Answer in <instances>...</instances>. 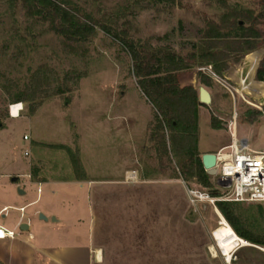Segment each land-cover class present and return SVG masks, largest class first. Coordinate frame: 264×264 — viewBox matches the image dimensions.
Instances as JSON below:
<instances>
[{
    "label": "rangeland",
    "instance_id": "rangeland-1",
    "mask_svg": "<svg viewBox=\"0 0 264 264\" xmlns=\"http://www.w3.org/2000/svg\"><path fill=\"white\" fill-rule=\"evenodd\" d=\"M64 1L77 9L80 19L82 14L89 15L120 37L146 43L160 52L169 50L188 58L214 44L213 51H218L224 62L218 73L213 66L201 64L178 75L179 86H191L196 99L200 86L210 95L208 104L197 100L195 153L200 156L204 149L224 143L227 124L233 121L238 133L249 136L250 132L255 144L264 148V81L254 78L264 56V19L254 26L260 32L256 48L245 55L235 45H229L234 50L229 49L228 41L203 37L208 21L219 22L234 7L264 16L262 0ZM239 20L242 24L238 25H249ZM93 29L84 41L65 40L49 30L46 21L30 16L19 2L11 6L0 0V158L8 156L0 167L11 168L10 158L16 161L20 156L24 166L27 160L32 166L43 162L46 167L60 169L65 177L68 167L73 166L69 154L56 146H67L79 160L74 145L78 132L81 137L86 133L82 153L95 165L97 175L92 177L100 184L93 201L94 245L101 251L97 264H225L211 237L218 217L213 206L202 198L192 203L187 193L196 189L210 197L219 195L222 189L216 178L209 176L207 187L194 177L185 178L181 165L190 163L186 147H176V153L169 151V139L175 131L162 121L160 127L156 124V112L136 84L126 51L98 25ZM247 58L255 61L251 76ZM110 100L118 106L121 102L136 105L141 121L149 114L151 117L143 139L136 144L135 170H130L134 178L127 179L128 172L108 182V176L115 172V161L102 143L105 133L92 125V117L105 122L104 108ZM214 123L219 128H213ZM22 134L27 141L22 140ZM67 136L73 145L64 143ZM92 138L102 147H90ZM24 147L27 158L22 155ZM240 206L255 217L252 231L264 236V202H240ZM79 231L81 241L83 225ZM209 246L214 247L215 255ZM230 264H264V252L258 247L240 248Z\"/></svg>",
    "mask_w": 264,
    "mask_h": 264
},
{
    "label": "crops",
    "instance_id": "crops-1",
    "mask_svg": "<svg viewBox=\"0 0 264 264\" xmlns=\"http://www.w3.org/2000/svg\"><path fill=\"white\" fill-rule=\"evenodd\" d=\"M120 98L124 100L122 96ZM135 107L136 105H129L125 102H121L118 106L110 100V104H106L104 108L107 111L106 117L103 119L105 122L102 123V121H97L95 116L92 117V125L101 127L102 130H98L105 133L106 139H103L104 142L102 143H105L106 149L108 148L113 153L112 156L115 161L112 164L115 172L113 175L108 176V182L116 180L114 178L122 177L128 172L126 178H134L132 175L134 172L130 170H135L136 144L139 138L143 139L146 126H148L151 117L149 114L148 118L141 121L139 119L140 110H135ZM102 111H100V115H102ZM75 127L77 128V126ZM87 127H85V130ZM235 131L237 135L240 134L249 139L250 147L253 150H264V148H259L255 144L250 132L249 136L238 133L236 126ZM29 134V139H32V133L29 132ZM78 134L79 140L74 146L78 150V161L83 175L78 171L75 173L70 166L67 169L68 172H65V177L61 176L60 169L46 167L42 164L43 162L39 166H32L27 160V166H24L20 156L15 159L16 161L10 158L11 168L3 169V167H0V225L16 232L15 236L10 239H0L1 264L99 263L101 251L94 245L96 227L93 201L94 192L97 185L100 184L97 182L99 179L92 177L97 175L94 172L96 170L95 165L89 157L82 153V141L87 143L88 135L85 133L86 135L83 134V137H81L79 132ZM65 139L64 143L73 145L70 142V136ZM228 140L229 136L224 143L215 148L204 149L202 153H214L227 144ZM24 141H27V139ZM89 142H91L90 147L92 148L102 147L94 138ZM140 147L144 149V145ZM24 150H27L26 147H24ZM27 156L28 154L24 157L27 158ZM7 157L0 158V166L6 161ZM104 174L108 175V166ZM13 176L16 177L14 182L10 181ZM17 188L22 193H18ZM32 192L34 194L30 195ZM38 214H42L46 219H39ZM51 217L54 220H50ZM21 223L27 225L26 230L18 229ZM218 223L219 218L217 217L215 228ZM82 225L84 237L80 241L79 230ZM213 230L211 237L214 241V247L223 256L224 263L230 264L232 257L228 260L226 255L217 248ZM214 247H208L212 255H215L211 249ZM243 247H258L264 252V247L254 244L252 246L237 245L232 252L234 253Z\"/></svg>",
    "mask_w": 264,
    "mask_h": 264
},
{
    "label": "trees",
    "instance_id": "trees-1",
    "mask_svg": "<svg viewBox=\"0 0 264 264\" xmlns=\"http://www.w3.org/2000/svg\"><path fill=\"white\" fill-rule=\"evenodd\" d=\"M6 1L11 6L19 2L30 16H37L46 21L49 30L65 40L84 41L93 34V28L97 25L102 31L116 39L130 59L131 73L136 79L138 88L156 112L153 115L156 124L160 127L162 121L169 129L175 131V134L171 133L169 139V151L176 153V147L179 146L182 150L183 147H186L184 152L188 154L190 163L188 165L182 163L181 165L184 168L185 178L194 177L204 187L210 185L209 176L201 166L200 156L195 153L197 129L195 90L189 85L179 86L178 75L188 71L194 65L201 64L213 66L214 72L218 73L224 62L221 59V54L218 51H213L214 44L209 43L205 49L200 48L197 56L192 52L188 58H183L172 51L160 52L158 48H152L146 43L120 37L109 26L99 24L89 15L82 14V19H80L77 15V9L69 6V2L64 0L59 2L54 0ZM261 2L264 4V0ZM239 19L249 25L245 27L238 25ZM261 19H264L261 14L253 16L252 11L248 9L234 7L225 12L220 17L219 22L208 21L203 37L208 41L218 39L228 41L227 47L235 45L234 48H240L245 55L256 48L255 39L260 37V32L254 26ZM234 48L230 47L229 49L234 50ZM246 63L251 76L255 61L247 58ZM254 78L258 81H264V56L260 60ZM242 80L240 79L239 83ZM200 81L205 84L203 80ZM212 127L219 128V125L214 123ZM189 142L191 145L187 147ZM56 147L64 149L69 154L74 170L83 175L76 155L67 146L57 145ZM161 147L166 152L163 137H161ZM215 207L238 237L251 244L264 247V236L253 232L251 228L255 222V217L243 211L240 202L216 201Z\"/></svg>",
    "mask_w": 264,
    "mask_h": 264
},
{
    "label": "built area",
    "instance_id": "built-area-1",
    "mask_svg": "<svg viewBox=\"0 0 264 264\" xmlns=\"http://www.w3.org/2000/svg\"><path fill=\"white\" fill-rule=\"evenodd\" d=\"M227 131V144L214 152V177L222 192L210 197L205 192L188 189L190 201L207 199L213 208L216 201L264 202V150H253L246 136L237 135L234 121L227 124ZM22 139L26 140L27 136L23 135ZM22 153L26 156L28 151ZM0 232L3 233L0 239H10L16 234L14 230L1 225Z\"/></svg>",
    "mask_w": 264,
    "mask_h": 264
},
{
    "label": "bare ground",
    "instance_id": "bare-ground-1",
    "mask_svg": "<svg viewBox=\"0 0 264 264\" xmlns=\"http://www.w3.org/2000/svg\"><path fill=\"white\" fill-rule=\"evenodd\" d=\"M215 212L219 218V223L218 226L213 230V236L215 238L214 240L216 242L217 248L226 255L228 260H230L233 253L232 251L237 247V245L249 246L252 244L238 237L229 224L224 220L219 211L215 209ZM211 249L212 252L215 253L214 248Z\"/></svg>",
    "mask_w": 264,
    "mask_h": 264
},
{
    "label": "water",
    "instance_id": "water-1",
    "mask_svg": "<svg viewBox=\"0 0 264 264\" xmlns=\"http://www.w3.org/2000/svg\"><path fill=\"white\" fill-rule=\"evenodd\" d=\"M238 24H242V22L239 20L237 22ZM197 100L199 103L201 104H208L210 102V95L208 93V91L203 88V87H198L197 90ZM1 126V123H0ZM200 163L201 166L204 170V172L208 175V176H214L215 175V168H214V164H215V155L213 152H205L200 154ZM16 180V177L13 176L10 178V181L14 182ZM16 191L18 193H22V191L17 188ZM216 209V207L214 208V210ZM38 218L39 219H43L45 220L46 218L42 215V214H38ZM50 220H54V218H50ZM27 225L25 223H21L18 226L19 230H26ZM252 246V245H249ZM255 247V246H253Z\"/></svg>",
    "mask_w": 264,
    "mask_h": 264
},
{
    "label": "snow or ice",
    "instance_id": "snow-or-ice-1",
    "mask_svg": "<svg viewBox=\"0 0 264 264\" xmlns=\"http://www.w3.org/2000/svg\"><path fill=\"white\" fill-rule=\"evenodd\" d=\"M0 235H3V233H2V232H0Z\"/></svg>",
    "mask_w": 264,
    "mask_h": 264
}]
</instances>
